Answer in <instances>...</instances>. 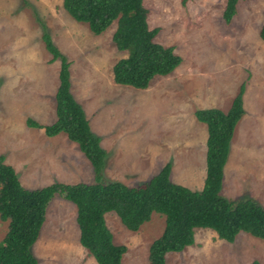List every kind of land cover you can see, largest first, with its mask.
I'll return each instance as SVG.
<instances>
[{
	"label": "rangeland",
	"instance_id": "rangeland-1",
	"mask_svg": "<svg viewBox=\"0 0 264 264\" xmlns=\"http://www.w3.org/2000/svg\"><path fill=\"white\" fill-rule=\"evenodd\" d=\"M143 5L149 28L160 29L155 41L172 47L181 62L170 75L155 77L147 89H136L113 81V64L127 55L112 42L116 22L95 35L68 15L62 0H0L4 163L26 189L98 182L91 163L75 143L64 141V133L47 137L26 123L31 119L46 126L55 118L60 64L45 49L41 37L46 32L69 62L71 93L82 101L91 132L100 136L106 152L99 182L137 187L170 161L171 182L200 188L206 177L207 129L194 111H226L244 86L245 114L230 142L221 195L250 198L264 208V41L259 38L264 0H239L230 24L222 19L225 0H143ZM76 211L60 196L48 202L31 247L37 264H97L79 243ZM105 220L113 243L126 246L121 264H148L149 246L161 235L164 216L152 214L136 232L126 229L114 213H107ZM7 225L0 220V241ZM253 261L264 264L263 240L240 232L228 243L203 228L194 230L193 245L165 255V264Z\"/></svg>",
	"mask_w": 264,
	"mask_h": 264
},
{
	"label": "trees",
	"instance_id": "trees-1",
	"mask_svg": "<svg viewBox=\"0 0 264 264\" xmlns=\"http://www.w3.org/2000/svg\"><path fill=\"white\" fill-rule=\"evenodd\" d=\"M186 1V0H184ZM239 0H225L222 19L230 24ZM62 8L75 21L87 24L99 35L113 22L112 42L126 52L112 67L114 83L147 89L157 76L170 75L181 58L172 47L155 41L160 29L149 28L148 10L143 0H62ZM51 61H59V84L55 92V121L40 125L31 119L29 127L42 129L47 137L64 133L94 168V184L52 183L38 189L24 188L14 169L0 156V220L8 221L0 241V264H37L31 247L45 221L48 202L54 196L76 206L79 243L97 264H121L125 245H115L106 225L107 213H114L130 231L136 232L150 221L152 214L165 218L161 235L149 246L148 264H165L167 253L181 252L194 244L196 228L210 229L217 237L232 243L240 233L264 241V208L250 198L229 200L221 195L223 168L237 123L244 116V86L233 98L229 109L195 111L196 119L207 127L206 177L201 191H192L170 180L169 161L147 183L127 187L115 181H100L106 152L100 138L93 134L86 115L70 91L69 62L53 44L48 33L42 34ZM264 41V23L259 30ZM252 264H261L253 261Z\"/></svg>",
	"mask_w": 264,
	"mask_h": 264
},
{
	"label": "crops",
	"instance_id": "crops-1",
	"mask_svg": "<svg viewBox=\"0 0 264 264\" xmlns=\"http://www.w3.org/2000/svg\"><path fill=\"white\" fill-rule=\"evenodd\" d=\"M114 65V64H113ZM150 85V84H149ZM71 91V90H70ZM73 95V97L75 98V100L79 103V104H81L82 105V101L81 100H79L80 98H78V96H76L74 93L72 94ZM55 96V95H54ZM233 100V99H232ZM55 102V101H54ZM231 103H232V101L229 103V106L227 107V109H226V111L229 109V107H230V105H231ZM198 106V105H197ZM54 107H55V104H54ZM82 107H83V105H82ZM200 107L198 106V109H199ZM82 109H84V107L82 108ZM201 109V108H200ZM199 109V110H200ZM222 111V110H221ZM226 111H224V112H226ZM195 112V111H194ZM85 113V112H84ZM54 115H55V108H54ZM195 116V115H194ZM193 120V117L191 118V120L190 121H192ZM55 121V118H54V120H53V122ZM52 122V123H53ZM188 122H189V120H188ZM190 123V122H189ZM206 126V125H205ZM206 129H207V127H206ZM205 132V131H204ZM100 137V136H99ZM68 139H67V136L65 135V138H64V141H67ZM189 141V140H188ZM206 141H207V139H206ZM61 143H62V141H61ZM100 145H101V147H103V145H102V143H101V139H100ZM189 146V145H188ZM175 167V166H174ZM173 171H174V168L172 169L171 168V173L173 174ZM61 176V175H60ZM60 183V182H59ZM177 184H180L179 182H176ZM181 185V184H180ZM48 186V185H47ZM202 186H203V183H202ZM200 187V188H193V187H190V186H188V185H186V187H188V188H190L191 190H194V191H199V190H201L203 187ZM44 187V186H43ZM40 188H42V187H40ZM36 189H38V188H36Z\"/></svg>",
	"mask_w": 264,
	"mask_h": 264
}]
</instances>
